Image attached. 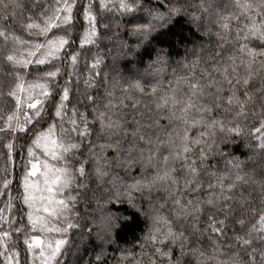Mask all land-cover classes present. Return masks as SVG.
<instances>
[{"label": "snow or ice", "instance_id": "6c2138e0", "mask_svg": "<svg viewBox=\"0 0 264 264\" xmlns=\"http://www.w3.org/2000/svg\"><path fill=\"white\" fill-rule=\"evenodd\" d=\"M0 200V264H264V0H0Z\"/></svg>", "mask_w": 264, "mask_h": 264}, {"label": "trees", "instance_id": "16d2710c", "mask_svg": "<svg viewBox=\"0 0 264 264\" xmlns=\"http://www.w3.org/2000/svg\"><path fill=\"white\" fill-rule=\"evenodd\" d=\"M121 67H123V65H121ZM129 67H131V68H135V65H130ZM2 203H3V201L2 200H0V205H2ZM128 239L130 240L131 239V237H128ZM120 243H121V245L123 246V244H124V242H123V240H121L120 241Z\"/></svg>", "mask_w": 264, "mask_h": 264}]
</instances>
